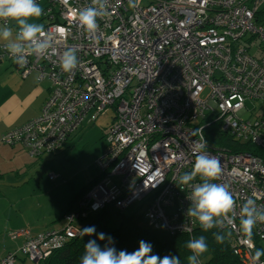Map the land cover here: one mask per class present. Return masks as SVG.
I'll return each mask as SVG.
<instances>
[{"label":"built area","instance_id":"1","mask_svg":"<svg viewBox=\"0 0 264 264\" xmlns=\"http://www.w3.org/2000/svg\"><path fill=\"white\" fill-rule=\"evenodd\" d=\"M263 1L138 0L131 8L129 0H105L107 15L97 18V30L89 34L77 16L92 0H36L56 55H30L18 65L23 77L35 71L39 81L50 80V92L41 113L0 134V143L20 144L36 157L62 144L91 111L96 116L117 103L119 119L107 131L100 161L110 171L79 205L95 211L114 200L120 208L143 201L152 226L173 235L200 227L187 215L191 189L178 181L195 163L190 144L203 136L204 150L222 166L213 182L225 184L235 200L233 223L220 228L233 231L234 254L253 264L255 249H264V224L253 228L252 248L240 230L239 213L249 198L264 206V159L220 148L207 132L220 124L233 138L264 144V115L253 116L246 103H264V57L249 53L254 43L264 46V28L255 16ZM11 27L15 36L17 28ZM59 27L65 29L62 37ZM3 43L0 62L13 60ZM70 49L78 64L66 73L60 56ZM74 219L73 210L61 229L34 236L24 230L19 251L0 264H16L20 252L34 261L48 257L80 234Z\"/></svg>","mask_w":264,"mask_h":264},{"label":"clouds","instance_id":"2","mask_svg":"<svg viewBox=\"0 0 264 264\" xmlns=\"http://www.w3.org/2000/svg\"><path fill=\"white\" fill-rule=\"evenodd\" d=\"M137 4L138 0H129V7L135 8ZM43 15L44 10L36 3V0H0V20L4 21V25L0 26V41L4 42L3 47L17 65L25 64L30 55H56L51 43V36L53 35L45 31L43 23L35 22ZM105 15H107L105 0L103 3L102 0H92V6L80 10L77 19L79 25L87 33L92 34L96 32L98 27L97 18H102ZM10 22H14L17 28L15 36L13 35V28L9 26ZM56 32L62 37L65 34V29L59 27ZM50 49H52L51 52ZM77 64L75 49L67 50L60 56V67L66 73L72 72ZM193 135L195 136L196 132H193ZM206 144L203 136L190 144V150L195 156V163L190 171L180 176L178 181L180 185L191 189L188 199L192 206L187 209V215L193 218L194 222L199 223L203 232H208L216 227L220 228L225 225V222L231 225L233 218L230 214L234 213L235 208V200L228 187L223 183L213 182L219 180L222 174V166L217 157L204 150ZM133 167L138 172L144 171L136 164ZM197 178H199L198 183L196 182ZM159 182H162V179ZM239 215L240 230L247 237L245 242L250 247L255 248L254 244L251 243L253 228L257 223L264 224V206L258 207L256 201L249 198L242 205ZM81 232L82 235H95L97 237V239H89L84 244L81 264H181V259L177 255L168 254L161 257L153 253V245L143 239L138 242V248L133 251L117 250L114 238L103 232L97 233L94 225L84 227ZM193 232L179 233H187L191 236ZM212 235L218 244H222L225 240L223 234L214 232ZM227 235H231V233ZM97 240L107 242L102 246ZM186 247L189 250L186 258L187 264H200V257L209 250L207 238L204 235L188 240ZM231 247L233 252L234 244H231ZM261 256H264V249H255L253 264H256ZM17 257L19 261L16 264H22L23 260L26 264L25 259L27 257H19L18 254ZM41 260H31V263Z\"/></svg>","mask_w":264,"mask_h":264},{"label":"trees","instance_id":"3","mask_svg":"<svg viewBox=\"0 0 264 264\" xmlns=\"http://www.w3.org/2000/svg\"><path fill=\"white\" fill-rule=\"evenodd\" d=\"M264 2V1H263ZM264 13L263 7L259 9L256 16V20L259 24H262V14ZM263 25V24H262ZM10 26H15L14 22ZM264 26V25H263ZM258 44H256V47ZM250 51V50H249ZM256 52V53H255ZM250 53V52H249ZM253 53L256 58L258 57H264V46L263 47H257V50L254 51ZM252 54V53H251ZM253 55V54H252ZM260 59V58H258ZM261 60V59H260ZM254 103L253 107H249L250 110H258L262 111L261 114L264 115V103L260 102L258 100H252ZM259 102V105L257 103ZM117 103H113L110 106L106 107L104 111L101 113L97 114L94 116V112L91 111L88 114V125H95L96 120H98L101 116L103 115H108L109 121L106 123V125L103 127V134H101V138H105L107 141V145L104 147V149L95 156L93 159V165L97 168L95 171L96 173L94 175H88L87 182L83 183L74 193L71 194L67 206L63 208V212L61 213V216H59L58 219H65V215L70 213L71 211L76 212V219H74L75 224L79 227L80 230H82L84 227L88 226H95L96 232L97 233H105L112 238H114L115 241V247L117 250L121 249H126L128 251H133L138 248L139 244L138 242L140 240H145L147 242H150L153 245V253L160 255L163 257L164 255L172 254V255H177L181 259V264H187V255L189 254V250L186 247V243L188 240H190V235L187 233H176L174 235L167 234L169 237L164 238V236H159L155 235L152 231L149 230V228H144L142 227L134 218V216H128L122 213V210L126 209L130 205H128L125 208H120L116 204V200L111 201L110 203L106 204L103 206V208H100L98 210H88L87 208H82L79 205V202L83 199L84 195L87 194V192L96 184L97 181L101 180L105 175L108 174L110 171V168L104 169L100 165V161H104L101 157L104 154V151L108 148V130L110 127L113 126V124H116L119 119V112L117 111ZM111 113L109 114V112ZM252 112V111H251ZM255 116V115H253ZM83 122L76 128L74 129L71 133H69V136L72 133H75L79 128H81ZM220 124H215L214 126V131L212 132H207V135L209 137V141L214 142L216 145H218L220 148L223 149H232L233 151L237 152H250L255 154L256 156L264 159V144H256L252 143L249 140H239L236 138H233V136L230 134L229 131L223 130L220 128ZM68 138L59 146H57L56 149L49 151V152H43L42 154H39L38 156L34 157L35 159L33 160L36 162L37 160H40L44 162L45 160L47 162H50L52 160H58L59 155L61 153H64L67 150L68 146ZM68 140V141H67ZM67 141V142H66ZM6 144V143H4ZM8 145H16L9 143ZM7 145V146H8ZM67 145V146H66ZM46 157L44 158V156ZM44 158V159H43ZM42 159V160H41ZM32 161V162H33ZM33 162V163H34ZM31 163V164H33ZM30 163L27 165H31ZM15 171L13 173L14 176H20L22 175L21 172ZM6 172H0V179L4 177ZM51 174H54L51 177ZM49 178L50 179H56L60 175V173H51ZM0 180V182H1ZM19 183V184H18ZM23 182L19 181L17 183H13L10 185L11 191H5L1 193L0 199H6L7 202H9L12 207L14 204L20 203L21 199L20 194L17 193L16 187H23ZM72 184V183H71ZM57 187H60L58 185ZM60 189V188H59ZM123 193V192H122ZM120 194L118 197V200H121L124 197V194ZM143 202V201H142ZM145 204V203H144ZM113 210H117L118 212L123 215L121 223L115 227L113 230H110L107 228L105 219L111 214ZM86 212L85 216L83 213ZM146 215V211H145ZM25 214L22 215V212L19 213L18 211L13 212L10 211V219L12 220H19L24 218ZM84 220H87L85 224H81L80 222H83ZM56 221V220H55ZM30 229L32 236L36 235L39 232H33L30 227H25L22 230H20V234H18V239L22 237L24 242L26 240V235H23L24 230ZM197 230V231H196ZM8 234L10 235H16L19 232H16L18 230H8ZM44 231V230H42ZM40 231V232H42ZM196 231V232H195ZM196 234L204 235L207 238V242L209 245V253H210V258L206 262H201L200 264H244L243 259L241 257L236 256L232 252V247L229 239H227L226 233L219 227L210 229L208 232H203V230L198 227L197 229L194 230ZM193 232V233H194ZM217 232L220 234L225 235V240L222 244L216 243L212 233ZM198 235V236H200ZM197 236V237H198ZM12 237V236H11ZM12 239L17 240V238L12 237ZM89 239H97L95 235L88 236V235H82V232L76 237L71 238L68 240L64 245H62L59 249L54 250L47 258L44 260H41L36 263H31V264H81V257L84 253V244L89 240ZM98 243H100L102 246L107 242V241H100L97 240ZM258 249H262L259 247ZM10 252H8L6 255H8ZM6 255L2 256L1 258L5 257ZM264 258V256H262ZM0 258V259H1ZM25 261L23 260L22 264Z\"/></svg>","mask_w":264,"mask_h":264},{"label":"rangeland","instance_id":"4","mask_svg":"<svg viewBox=\"0 0 264 264\" xmlns=\"http://www.w3.org/2000/svg\"><path fill=\"white\" fill-rule=\"evenodd\" d=\"M264 9V2H263ZM261 6V7H262ZM43 16L39 18V20L35 21L37 23H42ZM262 24L264 25V13L262 14ZM264 28V26H263ZM258 47V46H257ZM256 43L254 46L250 48V53H253L257 50ZM9 64L7 62H3L2 65ZM135 82V81H134ZM248 106L251 108L254 106V103L251 100L246 101ZM259 105V102L257 103ZM43 106V105H42ZM42 110V107H41ZM252 115H258L262 111L252 110ZM36 113V112H35ZM34 113V114H35ZM41 113V111H40ZM39 113V114H40ZM111 111L109 112V114ZM33 114V115H34ZM38 114V115H39ZM248 116V115H247ZM109 117L107 115L101 116L98 120H96V124L88 125L86 122L81 128H79L75 133H72L71 139L68 141V148L64 153L59 155L58 160H52L44 162L37 160L31 165L27 166L28 172L21 169L22 175L14 176L13 173L16 169L21 168V165L24 162H32L35 158L26 155L24 152L20 151L21 145H16V158L14 161L16 164H8L7 171L5 176L2 178L0 182V191L1 193L5 191H11V186L13 183H17L19 181L23 182V187H16L17 193L20 194V198H22L20 203L12 205L7 202L6 199L0 200V252L3 251L4 240H9L8 235V227L6 226L7 218H9L10 211L19 213L22 212V215L29 214L31 212L38 213L33 215L32 219L35 222H43V226L47 223L55 224L53 222L54 215L52 214L51 220H48L47 223L44 222L45 217L50 214L52 211V206H57L58 208V218L61 216L63 212V208L67 206L68 200L72 193H74L83 183L87 182L88 175H94L96 173V167L93 165V159L98 154V152L102 151L104 147L107 145L106 139L101 138V134H103V127L109 121ZM21 125V124H20ZM27 152V151H26ZM28 153V152H27ZM29 154V153H28ZM46 155L44 156V158ZM43 158V159H44ZM42 160V159H41ZM96 170V171H95ZM4 171V170H3ZM51 173H60L59 177L56 179H50L49 176ZM72 183V184H71ZM19 184V183H18ZM60 185V189L57 187ZM73 195V194H72ZM72 198V197H71ZM70 198V199H71ZM52 200V201H50ZM144 202L136 201L134 204L130 205L126 209L122 210V213L128 216H134L135 220L144 228H149L155 235L164 236V238L169 237L166 230L156 229L152 226L150 220L146 218L145 211L146 206H144ZM47 208V209H46ZM41 214V215H39ZM123 215L117 210H113L111 214L105 219V223L107 228L113 230L117 227L122 221ZM63 219H57L59 224H55L56 226H60V223ZM87 220L80 222L81 224H85ZM45 223V224H44ZM65 225V221H64ZM63 225V226H64ZM38 228V224L34 225V229ZM48 229H57L56 227L47 226L43 230ZM197 231V230H196ZM195 231V232H196ZM193 233L190 236V239L193 237H197L200 234ZM224 232L226 235L231 233V235H227V239H229L231 244H234V233L230 229H225ZM22 244V243H21ZM21 244L19 247H21ZM19 247L17 250L11 251L12 253H17L19 251ZM19 257H23V254L18 253ZM210 258V253L207 251L200 257L201 262H206ZM26 264H31V260L25 259Z\"/></svg>","mask_w":264,"mask_h":264},{"label":"crops","instance_id":"5","mask_svg":"<svg viewBox=\"0 0 264 264\" xmlns=\"http://www.w3.org/2000/svg\"><path fill=\"white\" fill-rule=\"evenodd\" d=\"M3 62H7L9 64L2 65ZM20 73H21L20 68L18 67L17 63H15L13 60L6 59L0 62V134L9 130L10 128L20 126V124L22 125L31 118L37 116L40 113L41 107L50 92V86H49L51 85L50 80L44 79L42 81H39L36 74L37 72L35 71L29 73V75L26 77H23L22 75H20ZM87 120H88V116L84 120L82 126L87 122ZM89 125L91 126V124ZM71 135L69 136V138L71 137ZM16 145H20V144H16ZM16 145L7 146V144L0 143V172L9 171L7 169L8 164H13V166L16 164L14 161H11V160H15L16 158L17 149H15L16 147H14ZM19 149L20 151L24 152L26 155L30 156V154L27 153L28 151L24 149L22 145ZM100 152H98V154ZM33 162H29V161L24 162V164L21 165V168L16 169L15 171L20 170L19 172H21V169L23 168L24 171L28 172L27 164L29 163L31 164ZM0 195H1V191H0ZM57 208H58L57 206L54 205L52 206L51 208L52 211L50 212L48 217L46 216L44 219L45 223H47L48 220H51L53 214L54 215L53 222L55 224H59V222L57 221L58 219L57 215L59 213ZM35 214L38 213H33V212L29 214L26 213L24 218L15 221L10 219V217L7 218L5 224L8 227V230H18L16 232L19 233H17L14 236L10 234L7 235V237H9L8 238L9 240L3 241L4 247H2L3 251L0 252V258L6 255L8 252L17 250V247H19L23 241L22 237L20 238V240L18 239V234L21 233L20 230H22L23 228L28 226L32 229L33 232L36 233L42 231L47 226L61 229L64 225L65 219L62 218L63 220L60 223V226H56L55 224H49V223L43 226V222L39 223L33 221L32 217ZM35 224H38V228L34 229ZM11 236L17 238V240L12 239Z\"/></svg>","mask_w":264,"mask_h":264}]
</instances>
